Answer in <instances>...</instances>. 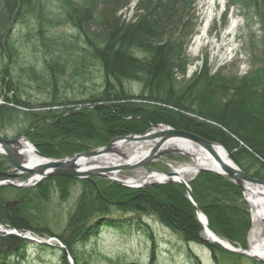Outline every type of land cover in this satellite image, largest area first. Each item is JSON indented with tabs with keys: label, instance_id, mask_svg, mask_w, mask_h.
<instances>
[{
	"label": "trees",
	"instance_id": "obj_1",
	"mask_svg": "<svg viewBox=\"0 0 264 264\" xmlns=\"http://www.w3.org/2000/svg\"><path fill=\"white\" fill-rule=\"evenodd\" d=\"M45 1L51 0H0V137L15 128L16 137L27 136L40 155L63 159L164 124L219 144L245 175L264 181V66L242 79L227 78L221 72L211 74L204 67L184 80L190 64L184 48L192 30L175 4L156 0L142 9V16L125 23L113 11L98 10L99 0H92L94 5L76 16L57 17L69 28L56 33L45 28L49 20ZM228 2L232 7H244L242 0ZM30 15L34 50L40 53L41 71L52 91L67 71L69 55L77 49L84 61L100 68V92L82 100L58 102L52 98L37 106L19 98L9 68L16 64L18 54L12 37ZM262 37L264 40V34ZM262 44L264 48V41ZM27 71L36 78L33 67L28 66ZM135 83L140 90L134 95L127 85ZM9 170L7 159L0 158V179ZM190 188L210 231L246 249L250 212L239 188L228 178L209 172L197 175ZM72 191H77L76 201L64 228L55 234L44 225V205L53 193L65 203ZM7 195L19 203L5 209ZM116 214L121 216L114 217ZM141 216L154 217L183 243L209 249L213 264H220V257H242L203 241L194 208L183 186L175 183L135 190L99 179L91 183L53 177L31 189L0 187V224L19 233L57 239L64 247L60 250L62 264H69L68 256L74 264H86L78 261L76 247L109 229L122 235L143 233L153 257L155 238ZM29 247L27 240L15 235L0 237V264H23ZM46 247L36 246L40 250Z\"/></svg>",
	"mask_w": 264,
	"mask_h": 264
},
{
	"label": "rangeland",
	"instance_id": "obj_2",
	"mask_svg": "<svg viewBox=\"0 0 264 264\" xmlns=\"http://www.w3.org/2000/svg\"><path fill=\"white\" fill-rule=\"evenodd\" d=\"M58 1L44 2L49 17L45 28L56 33L69 28L60 24L58 18L65 19L76 16L84 9L94 5L92 0H71L65 4ZM79 1L81 2L77 4ZM155 1L99 0L96 6L98 10L113 11L112 13L116 14L120 21L132 23L133 20L142 16V9ZM159 1L166 2L168 5L170 3L175 4V7L182 11L181 18H183V21L191 26L192 34L184 48L186 58L190 59V64L183 73L182 78L184 80L192 79L204 67H207L211 74L221 72L224 77L242 79L264 66V48L262 44L264 41L262 37L264 34L262 27L264 24V0H242L241 3L244 7L239 4L232 7L229 5L228 0ZM33 23V16H28L25 24L15 28L12 37L15 40L18 54L16 64H11L9 68L12 82L19 88V93H16L19 98L33 106H37L40 102H50L52 98L58 102L82 100V98L100 92L103 81L100 68L95 62L84 61L77 49L69 55L67 71L60 79L55 91H52L48 86L47 77L41 71L40 53L34 50L36 39L34 38L35 32L32 29ZM233 23H235V26H233ZM197 37H200L199 45L194 43ZM28 66L33 67L36 71V78L29 71L25 72ZM127 88L134 95L140 90L139 85L136 83L128 84ZM20 126L23 127V125ZM14 129H9L1 137H6L8 140L17 138ZM0 158L4 157L0 155ZM113 160L117 162L122 158L117 155L113 157ZM191 163L183 155L170 153L162 155L160 159L154 162H150L141 171L149 175L153 173L157 175L167 174L170 172V168L175 169L176 166L181 164ZM8 166H10L9 163ZM85 166L96 168L97 165L95 161H87ZM137 172L139 171L118 172V175L126 179L136 177ZM7 174L13 176L19 182L28 181L30 178L27 175H17V172L11 167ZM98 179L106 181L101 178L92 179V181ZM191 183L190 181L189 185ZM76 195L77 191H72L65 203L60 202L55 193L50 196L49 202L44 205L42 216L45 221L44 225L51 232L60 233L64 228L66 217L72 211L76 201ZM12 199L11 196L8 197L7 195L4 202H10ZM247 208L250 212L249 205H247ZM119 216L121 214L114 215V217ZM130 216L126 215L125 217ZM141 218L151 227L155 238L153 257H151L150 241L143 233L133 232L131 235H122L109 229L101 231L96 238L90 240L87 244L76 247L78 261H84L86 264H213L209 249L191 243H183L180 236L173 234L165 226H162L154 217L141 216ZM0 226L10 229L3 223ZM32 237L41 242L51 238L46 234H34ZM202 238L205 239L204 235ZM28 243L30 244L27 252L28 257L23 264H62L60 260V250L62 249L60 246H63L62 244L52 241L47 244L46 248L40 250L36 248L39 245L38 243ZM67 263L74 264L70 256L67 257ZM219 263L259 264L244 256L229 260L220 257Z\"/></svg>",
	"mask_w": 264,
	"mask_h": 264
},
{
	"label": "water",
	"instance_id": "obj_3",
	"mask_svg": "<svg viewBox=\"0 0 264 264\" xmlns=\"http://www.w3.org/2000/svg\"><path fill=\"white\" fill-rule=\"evenodd\" d=\"M120 143H127V142H133V143H144L145 145L152 144L151 147L148 149V153L143 156V158L139 159L137 162L128 161L122 164H118L117 166H111V167H90L88 169L80 170L79 165L80 162L85 165L87 161H95L96 158H110L116 157L117 155L123 158H126L123 156V154L118 153L117 151H114V147L116 144ZM21 143H26L29 146L33 148V153L36 157H39L40 159L44 160L45 162L41 165H34L31 168H27L24 166V159L21 158V152H20V145ZM170 145L178 146V145H187L192 147L196 151H204L209 155L211 160H213V167L214 169H201L198 170V172L195 174V176L200 172H209V173H216L222 177H226L231 182L242 191L243 196L245 198V193L249 191L250 189H260L264 190V181L261 180H255L250 178L249 176L245 175L233 162L231 159H229V156L225 149H223L221 146L211 143L206 139L200 138L194 134H189L184 131H177L172 128H168L164 125L158 124L155 126H152L150 129H148V132L143 135H126V137H118L112 141L109 142L108 145L105 146V148H99L95 149L93 151H87L84 153L75 154L73 157L64 158L63 160H56V159H49L45 156H41L35 147L32 146L31 143L28 142L27 137L25 135H21L17 139H9L5 140L0 138V155L6 157L8 159L11 167L17 172L18 175H27L30 176L28 181L19 182V180L16 179H0V186H9L15 189H22V188H32V186H35L36 184L43 181V179L53 178V177H66L70 179H79V180H88L92 182L91 179L101 178L106 181H110L111 183L115 185H119L122 187H125L127 189H146L150 188V186H160L161 184H172L177 183L179 185H183L185 189V193H187V199L191 204H193L194 211L196 214V217L199 221V223L203 227V231H206L210 238L212 239L213 244L219 245L222 247L225 251L231 252L236 255H242L247 258H251L254 261H257L259 264H264L263 260H259L257 257L249 254V246L247 247V250H242L241 248L236 249L226 241L216 237L211 233V231L208 228L206 217L201 214L199 208L194 202L193 195L191 193L189 183L195 176H193L192 179H190L187 183L179 182L176 180V177L178 176V173L175 172V169L170 168V172L167 174H163L165 179L162 182H153L148 184H142L139 186H131L126 185V182L122 179H124L122 176H119L118 179H115L114 176H117L118 172H128V171H139L146 167L150 162H154L162 155H168V154H178L182 155L180 152V149H171L170 151L167 150V147H170ZM184 156V155H183ZM185 157L188 158V155H185ZM177 168H180L177 166ZM156 175V174H151ZM246 201V200H245ZM248 202V201H247ZM18 204V201H11L6 202L4 205L5 209L11 208L12 206H15ZM203 219V222L201 220ZM18 237H21V235L13 232ZM12 234V235H13ZM209 236L206 237L205 241L209 239ZM23 239H26L30 243H39V244H46L44 242L37 241L36 239H32L31 237H28L27 235H24L21 237ZM225 244V245H222ZM135 264V263H132Z\"/></svg>",
	"mask_w": 264,
	"mask_h": 264
},
{
	"label": "bare ground",
	"instance_id": "obj_4",
	"mask_svg": "<svg viewBox=\"0 0 264 264\" xmlns=\"http://www.w3.org/2000/svg\"><path fill=\"white\" fill-rule=\"evenodd\" d=\"M233 26H235V23H233ZM200 37H197L195 42L196 45L200 44ZM152 144L145 145L144 143L138 142H127V143H120L118 142L116 146L114 147V151L123 154L124 157L122 160H118L117 162L110 158H96L95 162L96 165L99 167H111V166H117L118 164H122L128 161L137 162L139 159L143 158L148 153V149L151 147ZM20 152H21V158L24 159V166L27 168H31L34 165H41L45 161L40 159L39 157H36L33 153V148L29 146L26 143H21L20 145ZM180 149L182 155H188V158L190 161H192L191 164H184L180 168L175 167V172L178 173V176L176 177V180L179 182H184L188 184V181L195 176V174L198 172V170H201L203 168L205 169H214L213 160L209 157L207 153L204 151H196L192 147L187 145H170V147H167V150L171 149ZM1 151V150H0ZM80 170L88 169L90 167H86L83 165V163L80 162L79 165ZM174 169V168H173ZM115 179L119 178V175L114 176ZM120 179V178H119ZM165 179L163 174L160 175H149L144 173L143 171L139 170L137 172L136 177H128L126 179H122L126 182V185L131 186H139L142 184H148L153 182H162ZM245 198L250 203V207L253 212V227L250 231L249 236V254L257 257L259 260L264 261V190L260 189H250L245 193ZM202 222L203 219L201 218ZM203 235L209 236L206 231H204ZM209 240L212 241V239L209 236ZM225 245V244H222Z\"/></svg>",
	"mask_w": 264,
	"mask_h": 264
}]
</instances>
